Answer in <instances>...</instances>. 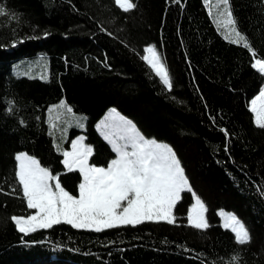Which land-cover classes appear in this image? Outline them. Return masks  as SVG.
<instances>
[{
    "label": "trees",
    "instance_id": "trees-1",
    "mask_svg": "<svg viewBox=\"0 0 264 264\" xmlns=\"http://www.w3.org/2000/svg\"><path fill=\"white\" fill-rule=\"evenodd\" d=\"M210 1L133 0L137 7L125 13L114 0H0L8 13L0 16V264H229L234 256L239 264H264V129L250 111L264 76L242 44L224 38L220 6ZM230 6L237 29L264 59V0ZM149 44L167 65L171 91L142 59ZM39 55L47 75L14 73L15 64L27 67ZM63 99L86 116L84 129L65 135L51 123L49 109ZM112 107L172 147L210 227L189 226L194 200L185 191L173 224L95 232L61 223L20 233L10 218L34 210L17 184L15 155L36 157L78 195L82 177L66 171L62 151L84 133L94 148L89 162L107 166L115 153L96 123ZM220 209L244 222L251 243L237 244Z\"/></svg>",
    "mask_w": 264,
    "mask_h": 264
},
{
    "label": "snow or ice",
    "instance_id": "snow-or-ice-1",
    "mask_svg": "<svg viewBox=\"0 0 264 264\" xmlns=\"http://www.w3.org/2000/svg\"><path fill=\"white\" fill-rule=\"evenodd\" d=\"M114 3L125 13L137 7L133 0H114ZM217 3L222 7H219L216 22L226 30L224 38L233 44H242L252 55L254 62L251 67L264 76V59L257 58L258 54L247 37L237 29L230 0H217ZM4 15L8 13L0 7V16ZM144 51L146 55L142 59L171 91L173 84L170 73L155 46L149 45ZM9 105L8 111L11 112L12 102ZM60 106L66 107L65 102L61 101ZM66 111L71 113L72 109L66 107ZM250 111L254 115L255 125L264 129V87L251 100ZM101 125L111 127L113 131H105ZM101 125L97 127L115 153V158L106 167L89 163L93 149L83 143V137L72 141L70 151H62L66 171H78L82 177L78 195L67 191L60 182L61 174L53 175L36 157L24 152L15 155L17 184L27 208L34 210L31 215L10 218L20 233L28 235L61 223L95 232L135 226L146 221L173 224L176 220L174 209L185 191L191 193L194 200L187 212L189 226L198 230L210 227L205 215L207 207L192 189L170 145L144 137L132 121L123 117L111 126L105 125L104 121H101ZM57 148L59 150V146ZM15 191L13 188L8 194ZM218 214L224 218L223 226L231 230L237 244L251 243V234L243 221L223 210ZM229 264H239V256L232 257Z\"/></svg>",
    "mask_w": 264,
    "mask_h": 264
},
{
    "label": "rangeland",
    "instance_id": "rangeland-1",
    "mask_svg": "<svg viewBox=\"0 0 264 264\" xmlns=\"http://www.w3.org/2000/svg\"><path fill=\"white\" fill-rule=\"evenodd\" d=\"M209 5L211 3V1L209 0L208 1ZM215 2H213L214 4ZM215 5V4H214ZM213 7V6H212ZM222 7V6H220ZM214 10H215V7H214ZM219 10V9H217ZM225 30V29H224ZM226 31V30H225ZM227 34V33H226ZM149 45H154V44H149ZM147 45V46H149ZM146 46V47H147ZM155 46V45H154ZM145 47V48H146ZM156 48V46H155ZM157 50V48H156ZM158 52V50H157ZM159 53V52H158ZM146 55V53L144 52V56ZM41 56V55H39ZM36 57L35 59H32V60H29L28 63H30V65H27V67L24 65V63H17L14 65L13 67V70H14V73L18 74V75H26V76H39V77H44L42 76L43 73H45L47 71V64H46V69H45V64L41 63L39 64L40 61H43V56L41 57ZM160 56V54H159ZM38 64H39V68H38ZM48 72V71H47ZM47 72H46V75H47ZM258 95V94H256ZM253 99V98H252ZM251 99V100H252ZM63 102H65V105L66 107H69L67 102L63 99L61 100ZM61 101L59 103H56V104H53L50 109H51V112L49 111V116H50V121L51 123L55 122L56 124H61L62 126V131L63 133L66 135L69 133V130L72 128V127H78V128H81V129H84L85 126H86V116L83 115V114H80V113H76L75 111H71V113H68L66 111V107L64 106H60L61 105ZM250 104H251V101H250ZM49 109V110H50ZM106 117H110V120L107 121ZM120 117H123L127 120H130L129 118L125 117L124 115H122L120 112H116V113H112L111 111H109L105 117H103V121L105 122V125H113L114 123H118L119 122V118ZM131 121V120H130ZM133 123V122H132ZM134 124V123H133ZM101 125V123H100ZM101 128H104V125H101ZM137 128V127H136ZM100 129V128H99ZM105 131H113V129L111 127H107V128H104ZM100 132H101V129H100ZM80 137H83V143L85 145H89L87 142H86V135L84 133H81L79 134V136H77L75 138V140H77L78 138ZM149 139H154V138H149ZM156 141L158 142H161V143H166L168 144L167 142L165 141H159L157 139H155ZM169 145V144H168ZM91 146V145H90ZM93 148V147H92ZM172 148V147H171ZM94 149V148H93ZM24 153H27L25 151H23ZM28 154V153H27ZM115 158V157H114ZM113 158V159H114ZM220 210H223L225 213H233L235 214L234 212L232 211H228V210H225V209H220ZM219 210V212H220ZM206 215V214H205ZM222 218V223H224V218ZM207 219V218H206Z\"/></svg>",
    "mask_w": 264,
    "mask_h": 264
},
{
    "label": "crops",
    "instance_id": "crops-1",
    "mask_svg": "<svg viewBox=\"0 0 264 264\" xmlns=\"http://www.w3.org/2000/svg\"><path fill=\"white\" fill-rule=\"evenodd\" d=\"M263 87H264V86H263ZM254 97H255V96H254ZM254 97H253V98H254Z\"/></svg>",
    "mask_w": 264,
    "mask_h": 264
}]
</instances>
